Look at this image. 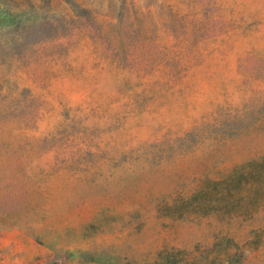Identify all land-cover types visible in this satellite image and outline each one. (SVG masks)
I'll list each match as a JSON object with an SVG mask.
<instances>
[{
	"label": "rangeland",
	"instance_id": "1",
	"mask_svg": "<svg viewBox=\"0 0 264 264\" xmlns=\"http://www.w3.org/2000/svg\"><path fill=\"white\" fill-rule=\"evenodd\" d=\"M0 264H264V0H0Z\"/></svg>",
	"mask_w": 264,
	"mask_h": 264
}]
</instances>
